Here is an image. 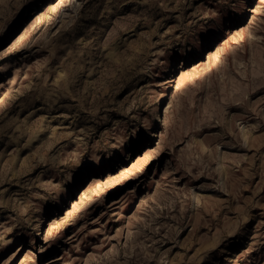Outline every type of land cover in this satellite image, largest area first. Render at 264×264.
<instances>
[{"label": "rangeland", "instance_id": "rangeland-1", "mask_svg": "<svg viewBox=\"0 0 264 264\" xmlns=\"http://www.w3.org/2000/svg\"><path fill=\"white\" fill-rule=\"evenodd\" d=\"M0 264H264V0H0Z\"/></svg>", "mask_w": 264, "mask_h": 264}]
</instances>
